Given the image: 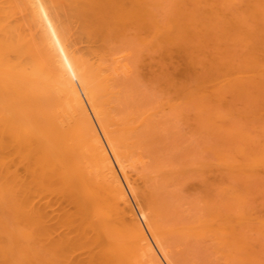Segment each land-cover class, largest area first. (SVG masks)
<instances>
[{
    "label": "bare ground",
    "instance_id": "6f19581e",
    "mask_svg": "<svg viewBox=\"0 0 264 264\" xmlns=\"http://www.w3.org/2000/svg\"><path fill=\"white\" fill-rule=\"evenodd\" d=\"M216 1L205 4V10L204 6L200 7L199 12L204 11L200 16L206 15L203 17L205 22L200 21L194 12L189 16L186 11L179 18L164 23L146 11L142 0H51V3L56 2L54 12L63 11L66 16L72 15L71 18L79 21L76 22L81 32L78 35L93 40L87 45L94 42L93 48L87 46L89 50L93 49L92 54H95L98 37H105L110 31V34L120 32V24L133 23L153 33L155 39L163 42L166 39L169 43L174 38L176 40L177 35V39L185 36L187 41L188 36L189 40L214 36L215 31L211 34L206 20L214 22L216 19L214 24L218 31L226 33V37L239 36L236 41L243 42L239 45L244 50L238 56L239 62L228 58L222 64L220 51L218 55L213 54L215 48L212 54L219 57L214 58L221 64L212 58V54L211 60L214 65L220 64L225 79L221 81L220 76V82L216 77L220 83L213 81L212 86L216 84V91L221 92L224 88L238 92L263 89L264 0H240L244 2L243 16L233 11L228 15L225 13V8L228 10L232 6L231 0H222L224 9L219 10L220 14V4ZM49 2L0 0V201H4L0 205V262L143 264L150 256L153 264L168 263L158 242V220L155 222L148 212L136 210L132 205L130 194H134L136 188L125 170V150L120 146L123 138L119 141V135L111 129L115 122L112 125L106 98V101L101 98L109 91L106 83H100L103 85L100 88L94 84L97 78L100 79L101 73L96 68L100 65L95 60L96 65L89 54L91 50L87 51L92 61L87 59L88 55L85 57L86 51L77 54L71 50L69 23L65 24L67 27L57 23L58 18H55ZM232 165L263 173L264 147L244 162ZM55 204H59V208L54 209ZM140 217L147 221L148 228ZM234 218L237 223L245 222L246 228L251 227L247 224L250 221L247 215ZM259 222L264 230V219ZM228 228L223 229H227L225 232L230 235L234 228ZM204 232L202 229L198 234ZM221 232L219 236L223 235ZM243 232L238 231L241 236ZM238 233L236 235L240 236ZM78 249L84 250L87 256L82 252L75 257Z\"/></svg>",
    "mask_w": 264,
    "mask_h": 264
},
{
    "label": "rangeland",
    "instance_id": "374dc122",
    "mask_svg": "<svg viewBox=\"0 0 264 264\" xmlns=\"http://www.w3.org/2000/svg\"><path fill=\"white\" fill-rule=\"evenodd\" d=\"M212 1L216 0H142V3L158 22L164 23L179 18L186 11L189 16L194 12L200 21H204L206 15L204 18L200 16L204 14V11L199 12L200 7L204 6L205 10ZM217 1L220 4L218 11L224 9L222 0ZM49 3L52 10L57 9L56 2L54 6L51 0ZM231 3L232 8H225V13L228 15L233 11L242 15L244 2L231 0ZM55 10L52 12L60 26L69 23L65 27L69 29L71 50L77 54L86 51L87 59L93 56L94 61L102 66L99 69L95 61L101 75L94 84L100 88L106 83L109 91L101 98H106L112 125L115 122L111 129L119 135V141L123 138L120 146L126 152L120 148L125 153V170L136 188V194H130V199L136 210L143 209L155 222L158 220V242L168 260L167 263L162 258L165 264H264V230L259 222L264 219V172L232 165L244 162L264 147V88L243 92L225 88L227 92L223 89V92L216 91V84L225 79L219 65L228 58L237 62L243 53L244 47L239 45L241 41H236L239 36L226 37V33H220L214 24L216 19L214 22L207 19L208 29L211 34L215 31V37L189 40L188 36L187 41L185 36L177 39V35L176 40L168 43L166 39V42L155 39L153 33L138 25L123 23L120 32L110 34V31L109 35L104 34L105 37L101 35L103 40L100 36L98 42L94 40L97 42L94 45L96 51L92 54L93 49L90 53L88 51L94 42L78 35L81 33L77 29L78 20ZM59 16L63 17L61 23H65H60ZM214 50L215 55L220 51L224 59L221 63L214 58L218 57L213 56ZM210 54L220 64L214 61V65ZM213 81L217 83L212 86ZM94 121L100 130L96 119ZM1 201L0 205L4 203ZM55 208H59V204H55ZM241 214L250 218L246 223L251 227L246 228L242 220L237 223L234 217ZM140 220L148 228L147 221L141 217ZM226 226L234 228L233 233L238 229L240 233L244 231L243 235L238 231L236 234L240 236L231 231L228 235L227 229H223ZM202 229L204 234H198ZM221 231L223 235L219 236ZM59 232L60 229L55 235ZM231 234L238 238L232 235L234 240H230L233 238ZM1 238L2 235V241ZM240 240L242 242H238ZM83 251L78 249L74 256ZM147 257L143 264H153L150 256Z\"/></svg>",
    "mask_w": 264,
    "mask_h": 264
}]
</instances>
